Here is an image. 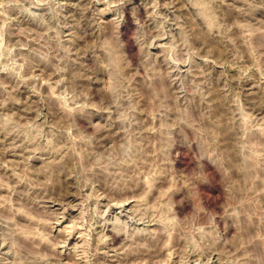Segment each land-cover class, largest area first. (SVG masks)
I'll return each instance as SVG.
<instances>
[{
	"label": "rangeland",
	"instance_id": "rangeland-1",
	"mask_svg": "<svg viewBox=\"0 0 264 264\" xmlns=\"http://www.w3.org/2000/svg\"><path fill=\"white\" fill-rule=\"evenodd\" d=\"M0 264H264V0H0Z\"/></svg>",
	"mask_w": 264,
	"mask_h": 264
},
{
	"label": "bare ground",
	"instance_id": "bare-ground-1",
	"mask_svg": "<svg viewBox=\"0 0 264 264\" xmlns=\"http://www.w3.org/2000/svg\"><path fill=\"white\" fill-rule=\"evenodd\" d=\"M113 243V242H112Z\"/></svg>",
	"mask_w": 264,
	"mask_h": 264
}]
</instances>
